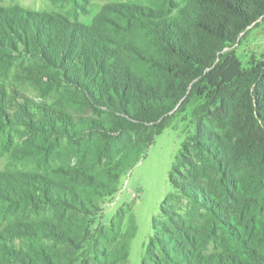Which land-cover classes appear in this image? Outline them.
Returning a JSON list of instances; mask_svg holds the SVG:
<instances>
[{"label":"trees","instance_id":"1","mask_svg":"<svg viewBox=\"0 0 264 264\" xmlns=\"http://www.w3.org/2000/svg\"><path fill=\"white\" fill-rule=\"evenodd\" d=\"M108 10L107 27L117 39L126 36L113 64L99 59L98 39L86 50L75 46L81 58L66 53L69 64L59 65L69 86L67 109L48 113L34 105L37 117L19 123L39 172L3 175L19 187L14 199L10 192L1 198L22 204L33 218L10 226L13 238L29 241L7 248L12 264H125L138 229L135 213L126 204L108 226L94 228L95 211L186 109L195 129L172 167L173 191L152 218L142 264H164L171 243L172 253L179 250V237L193 243L186 206L212 220L228 210L249 226L239 244L248 258L225 247L209 257L214 261L199 257L196 264H264L248 239L256 234L264 242V56L244 64L231 48L264 16V0H125ZM211 227L201 236L207 242L216 241Z\"/></svg>","mask_w":264,"mask_h":264},{"label":"rangeland","instance_id":"2","mask_svg":"<svg viewBox=\"0 0 264 264\" xmlns=\"http://www.w3.org/2000/svg\"><path fill=\"white\" fill-rule=\"evenodd\" d=\"M117 1L125 0H0V264H12L7 254L11 245L25 248L29 244L25 236L13 238L10 226L14 227L18 219L26 221L32 217L30 209L23 210L22 204L11 207L1 198L10 192L14 199L13 191L19 187L15 181L4 183L3 175L9 173L14 179L20 171L39 172L36 161L23 145L26 132L19 123L37 117L34 105L47 107L48 113L67 109L69 86L61 81L62 67L59 65L64 61L69 64L64 57L66 53L76 62L81 58L77 45L86 50L98 39L102 45L97 50L99 59L106 58L113 64V51L118 52L126 39V36L117 39V32L107 27V22H111L108 9ZM231 48L244 64L251 56L261 60L264 56V16L250 23ZM41 119L45 121L47 117ZM194 129L190 109L174 115L172 124L155 137L133 168L119 178L117 191L99 201L94 228L108 226L116 210L126 204L135 213L138 229L131 239L125 264H142L153 235L152 218L160 216L166 195L173 191L172 167L183 141ZM19 147L25 149L18 152ZM182 202L183 205L184 200ZM183 211L188 212L182 214L184 217L193 219L187 222L190 225L185 224L193 243L178 236L179 240L183 239L180 248L172 253L175 248L171 243L164 264H196L199 257L206 260L225 247L248 258L239 244L249 226L242 225L236 214L231 218L232 213L224 210L212 220L198 212H190L187 206ZM261 224L264 225V221ZM205 226H212L209 236L216 241L207 242L201 237ZM225 230L237 232V239ZM248 239L264 254V242L256 234ZM156 253L162 258L159 248Z\"/></svg>","mask_w":264,"mask_h":264}]
</instances>
